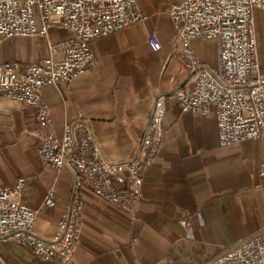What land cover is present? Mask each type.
I'll return each mask as SVG.
<instances>
[{"label":"crops","instance_id":"0c3cea01","mask_svg":"<svg viewBox=\"0 0 264 264\" xmlns=\"http://www.w3.org/2000/svg\"><path fill=\"white\" fill-rule=\"evenodd\" d=\"M181 1L137 0L147 15L143 23L93 41V69L43 90L58 134L62 136L65 126L81 114L102 157L111 163L129 162L138 155L155 99L166 96L164 141L145 175L138 219L81 187L84 228L70 264H205L264 229V187L259 178L264 135L222 148L214 115L180 113L175 92L189 90L192 81L176 57L183 46L168 9ZM253 17L264 74V11L255 9ZM37 25L41 26L39 19ZM153 32L162 39L160 51L148 43ZM68 36L66 30L53 29L46 37L0 41V63H40L50 56L49 43ZM190 45L201 62L217 69L216 41L193 39ZM53 58L60 60L61 55ZM37 114L36 107L0 98V187L25 180L21 201L39 210L33 233L50 241L69 213L74 176L39 159ZM52 187L57 200L49 208L43 202ZM0 261L56 264L34 258L12 241H0Z\"/></svg>","mask_w":264,"mask_h":264},{"label":"built area","instance_id":"2783aa9c","mask_svg":"<svg viewBox=\"0 0 264 264\" xmlns=\"http://www.w3.org/2000/svg\"><path fill=\"white\" fill-rule=\"evenodd\" d=\"M255 9L264 11V0H183L168 9L183 46L176 57L192 74L191 88L175 92L180 113L214 115L222 148L264 135V74L258 62ZM146 19L137 0H0V41L46 37L53 29L69 33L62 41L49 43L50 56L40 63H0V98L38 109L39 159L58 171L70 169L78 181L73 206L50 241L33 233L39 210L21 201L25 180L0 187V241L15 242L43 262L70 264L84 228L81 187L138 219L145 175L164 141L166 96L155 99L138 155L129 162L111 163L102 157L81 114L75 123L65 126L62 136L58 134L43 90L93 69L97 65L93 41ZM193 39L217 42V69L200 61L190 45ZM148 43L153 51L163 47L156 32L150 34ZM55 55L61 59L55 60ZM259 178L264 187V162ZM125 183L128 186L118 187ZM56 197L57 189L50 188L43 205L54 208ZM205 264H264V229L233 243Z\"/></svg>","mask_w":264,"mask_h":264},{"label":"water","instance_id":"95a60500","mask_svg":"<svg viewBox=\"0 0 264 264\" xmlns=\"http://www.w3.org/2000/svg\"><path fill=\"white\" fill-rule=\"evenodd\" d=\"M192 74H190L189 78H191ZM96 142V141H95ZM70 170V169H69ZM71 172V170H70ZM72 173V172H71ZM73 174V173H72ZM74 176V174H73ZM77 187H78V181H77V178L74 176V192H73V197H72V202H71V206H70V210L73 206V203L75 201V196H76V192H77Z\"/></svg>","mask_w":264,"mask_h":264}]
</instances>
